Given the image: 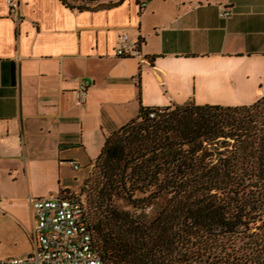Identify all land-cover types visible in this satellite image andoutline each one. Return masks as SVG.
Here are the masks:
<instances>
[{"label":"crops","instance_id":"obj_1","mask_svg":"<svg viewBox=\"0 0 264 264\" xmlns=\"http://www.w3.org/2000/svg\"><path fill=\"white\" fill-rule=\"evenodd\" d=\"M8 1L0 0V259L33 253L31 199L74 192L142 107H241L264 97V0H19L17 13ZM125 37L141 58L116 55Z\"/></svg>","mask_w":264,"mask_h":264},{"label":"trees","instance_id":"obj_2","mask_svg":"<svg viewBox=\"0 0 264 264\" xmlns=\"http://www.w3.org/2000/svg\"><path fill=\"white\" fill-rule=\"evenodd\" d=\"M95 168L84 199L103 264H264V98L142 107Z\"/></svg>","mask_w":264,"mask_h":264},{"label":"built area","instance_id":"obj_3","mask_svg":"<svg viewBox=\"0 0 264 264\" xmlns=\"http://www.w3.org/2000/svg\"><path fill=\"white\" fill-rule=\"evenodd\" d=\"M11 11L17 13L19 0H9ZM146 2L140 4L144 9ZM229 10H221V17H229ZM127 38H123L116 50L121 58H141V51L128 50ZM91 86L90 80H84L78 95L85 98ZM155 111L150 114L151 118ZM75 170H80L78 162H72ZM35 216V227L29 233L33 253L26 258L0 259V264H103L96 248L90 223V216L84 196L72 192L65 196L31 199Z\"/></svg>","mask_w":264,"mask_h":264},{"label":"rangeland","instance_id":"obj_4","mask_svg":"<svg viewBox=\"0 0 264 264\" xmlns=\"http://www.w3.org/2000/svg\"><path fill=\"white\" fill-rule=\"evenodd\" d=\"M260 119L262 120L263 118L257 117V120H260ZM257 127H261V124L258 123ZM84 172H87L85 178H82L79 184L72 191L77 192L82 196L85 195L88 200L89 195L91 194V185H92L93 177L96 174L95 165L93 166V168H89L87 171L86 169H84ZM90 211H91V208H90Z\"/></svg>","mask_w":264,"mask_h":264}]
</instances>
